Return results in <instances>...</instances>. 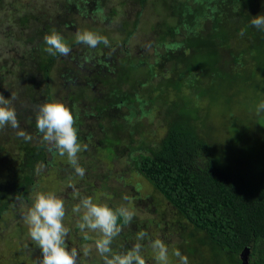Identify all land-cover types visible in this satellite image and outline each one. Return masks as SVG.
<instances>
[{
	"label": "trees",
	"instance_id": "trees-1",
	"mask_svg": "<svg viewBox=\"0 0 264 264\" xmlns=\"http://www.w3.org/2000/svg\"><path fill=\"white\" fill-rule=\"evenodd\" d=\"M27 1L0 0V10ZM44 1L16 13L21 43L8 61L17 82L39 74L45 87L18 89L3 117L9 124L20 120L41 143L22 145L17 161L9 157L5 164L11 167L0 175V225L13 205L23 207L38 164L51 166L63 143L90 142L99 133L109 158L122 153L176 210L183 264H243L242 255L246 264H264V0ZM148 7L159 9L148 32L162 54L156 51L143 69L136 60L141 53L115 40L124 31L125 44L134 38ZM55 69L64 82L59 93L50 88ZM248 92L249 106L235 104L245 119L234 117L229 97ZM205 97L212 107H203ZM53 100L62 101L59 112ZM155 109L165 111L167 128L148 143L141 119ZM123 116L126 124L114 126L111 120ZM136 131L142 137L132 155ZM50 134L57 138L54 150L47 146ZM124 141L123 150L116 148ZM96 213L111 227L129 223L110 207ZM120 250L112 259L127 262L130 250Z\"/></svg>",
	"mask_w": 264,
	"mask_h": 264
},
{
	"label": "rangeland",
	"instance_id": "rangeland-1",
	"mask_svg": "<svg viewBox=\"0 0 264 264\" xmlns=\"http://www.w3.org/2000/svg\"><path fill=\"white\" fill-rule=\"evenodd\" d=\"M37 1L41 0L23 2L18 9L6 4L0 10V175L2 178L11 167L5 164L9 161V157L16 160L14 153L18 148L20 149L22 145L32 148L41 143L38 136H33L34 134L29 131L31 128L26 127L20 120L16 119L9 124L10 119L3 117L5 103L10 102L9 98L12 99L18 89L30 87L32 92L39 93V90L45 87L44 78L39 74L35 80H32L30 74L23 77L22 81L18 78L17 82L14 66L8 61L17 57L15 45L21 43L15 40L19 38L20 31L19 17L16 13L31 2L35 4ZM50 7L51 5L47 10ZM152 12L156 15L159 9L146 8L142 13L136 36L128 43L121 41L125 31L117 38L118 40H115L118 46L126 45L130 51L141 53L136 60L141 62L140 68L143 69L152 62L156 51L159 55L162 54L160 47L156 46L157 41L149 36L148 32L156 21ZM34 14L40 15L39 12ZM57 67L60 65L58 64ZM19 69L20 67H15V70ZM6 70L8 71L5 73ZM92 72L90 70L91 74ZM84 76L88 78L87 81L93 79V75L84 74ZM50 77L51 91L59 93L60 87L63 88L64 85L60 73L55 69ZM59 82L60 85L56 87L55 84ZM251 94L246 93L245 96L248 98L244 95L234 96L231 99L229 97V107L234 109L237 103H247L249 106L248 100ZM211 100L210 97H205L201 104L203 107H212L213 105L209 103ZM60 102L53 100L56 112H59L61 104L63 106L62 101ZM236 109L234 112L238 111V113L233 116L244 118V113ZM213 111L217 112L216 108ZM164 116V110L156 109L153 117L142 116L141 122L144 128L141 130L147 132L142 138L143 141L149 143L150 136L157 137L165 133L167 125L163 123ZM111 121L114 126L117 124L124 126L126 117L113 118ZM87 129L90 130L89 127ZM135 133L137 134L133 136L132 155L138 153L136 147L141 143L142 137L139 131ZM98 135L99 133H95L94 140L90 139V142L82 140L75 146L63 143L51 166L37 165L35 186L28 191L23 207L13 205L8 210L9 213L3 217L5 220L3 226L0 225V264H67L69 262L72 264H183L185 262L183 261L185 256L177 246L182 225L178 221L176 210L165 202L143 177L130 169L131 163L128 165L130 160H127L122 153L113 160L109 158L103 144L96 140ZM107 138L108 136L105 138L106 142L109 140ZM56 139V136L50 134L47 146L51 150L57 147ZM126 144L127 142L124 141L116 148L123 150L121 146ZM148 147H152L151 144ZM147 149L141 152L145 153ZM99 179L101 181H98ZM103 207L121 212L129 221L128 225L121 228L109 226L96 213L97 208ZM18 223L20 226H17ZM125 241L132 243L125 246ZM126 247L130 250L127 254L129 259L127 262L121 257L112 259L116 251L120 253V248L125 250Z\"/></svg>",
	"mask_w": 264,
	"mask_h": 264
},
{
	"label": "water",
	"instance_id": "water-1",
	"mask_svg": "<svg viewBox=\"0 0 264 264\" xmlns=\"http://www.w3.org/2000/svg\"><path fill=\"white\" fill-rule=\"evenodd\" d=\"M242 259H243V264H246V257H244V256L242 255Z\"/></svg>",
	"mask_w": 264,
	"mask_h": 264
}]
</instances>
